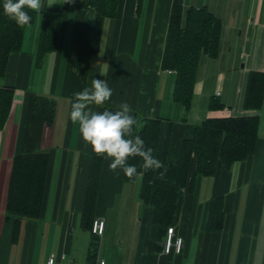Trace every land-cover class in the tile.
Wrapping results in <instances>:
<instances>
[{"label":"crops","instance_id":"1","mask_svg":"<svg viewBox=\"0 0 264 264\" xmlns=\"http://www.w3.org/2000/svg\"><path fill=\"white\" fill-rule=\"evenodd\" d=\"M42 2L44 8L67 6L57 47L37 59L42 20L37 12L32 27H25L20 50L10 55L1 83L15 92L0 129V264H46L52 252L65 254L72 264H88L93 232L82 227L81 216L92 149L70 111L73 94L91 87L92 79L107 81L113 95L105 104L112 111L127 102L137 122L160 119L156 158L162 164L177 162L182 141L207 118L259 117L249 157L230 165L219 161L213 175H197L192 188L182 192L173 223L184 240L180 253L158 248L163 239L154 207L140 197L141 177L126 181L123 169L111 171L104 158L95 217H102L105 227L94 264H264V100L259 109L245 106L250 72H264V0H183L185 9L205 7L222 23L216 54L200 57L187 109L173 97L176 72L162 67L174 0H120L116 16L103 21L96 52L88 46L98 21L92 7H77L76 0ZM29 92L54 97L57 108L41 142L50 153L42 213L39 219L23 220L14 239L5 209L13 158L22 151ZM100 106L91 107L98 112ZM219 199L224 224L215 230Z\"/></svg>","mask_w":264,"mask_h":264},{"label":"trees","instance_id":"2","mask_svg":"<svg viewBox=\"0 0 264 264\" xmlns=\"http://www.w3.org/2000/svg\"><path fill=\"white\" fill-rule=\"evenodd\" d=\"M120 0H76L77 7H92L98 14L97 24L88 36V46L96 52L100 43L104 19L115 17ZM0 0V78L5 77L10 55L21 48L25 27L18 26L3 11ZM67 6L53 4L42 11L37 59L54 50L60 39L64 12ZM37 12L29 11L32 23ZM222 23L205 7L185 9L183 0H174L165 42L162 67L176 72L173 91L174 100L190 106L197 68L203 53L215 55L218 50ZM15 87L0 83V129L4 127L13 105ZM264 100V72L252 71L248 77L245 95L246 108L259 109ZM219 105H212L218 107ZM57 102L54 97L29 92L26 102V121L22 151L13 158L5 209L6 218L13 221L14 239L20 232L23 220L39 219L42 213L50 166V153L41 147L45 126L53 125ZM112 110L104 104L98 112ZM259 117L256 115H227L207 118L195 126L194 134L182 141L176 163H163L157 170L144 171L140 157H130L129 165H135L137 175L125 180L134 182L141 177L140 197L154 207V223L158 226L159 239H165L172 226L182 192L192 188L197 175H213L219 161L230 165L249 157L255 150L258 137ZM145 148L156 150L160 135L159 118H142L133 129ZM104 158L91 153L81 225L92 231L95 207L100 185ZM164 172L162 178H157ZM224 209L221 199L216 203L213 228L219 230L224 224ZM100 236L93 233L88 255V264H94ZM158 248L163 246L159 243Z\"/></svg>","mask_w":264,"mask_h":264},{"label":"clouds","instance_id":"3","mask_svg":"<svg viewBox=\"0 0 264 264\" xmlns=\"http://www.w3.org/2000/svg\"><path fill=\"white\" fill-rule=\"evenodd\" d=\"M43 8L42 0H4L3 4L4 14L20 27L30 24L32 17L29 11L41 12ZM73 95L75 99L71 104L70 119L78 125L80 136L91 146L93 153L110 161L111 171L120 168L128 177L137 175L136 166L127 163L130 157H140L145 172L163 167L162 162L153 156L152 148H145L143 139L133 134L137 120L127 102H121L115 111L92 110L91 106L104 105L113 95L106 80L92 79L91 87ZM163 176L164 172H160L157 178Z\"/></svg>","mask_w":264,"mask_h":264},{"label":"built area","instance_id":"4","mask_svg":"<svg viewBox=\"0 0 264 264\" xmlns=\"http://www.w3.org/2000/svg\"><path fill=\"white\" fill-rule=\"evenodd\" d=\"M217 95H220V90H218ZM105 222L102 217H95L92 223V232L98 236H102L104 233ZM184 246L183 237L177 235L175 232L174 225L169 226L167 229L166 237L163 241L162 251L165 253L175 252L180 253ZM72 264L65 254L58 255L55 252H52L46 264ZM99 264H105V261L101 260Z\"/></svg>","mask_w":264,"mask_h":264},{"label":"rangeland","instance_id":"5","mask_svg":"<svg viewBox=\"0 0 264 264\" xmlns=\"http://www.w3.org/2000/svg\"><path fill=\"white\" fill-rule=\"evenodd\" d=\"M41 21H42V20H41ZM31 25H32V24H29L28 27H32ZM28 30H29V28H28ZM3 81H4V77H3V78H0V83H2ZM100 237H101V236H100Z\"/></svg>","mask_w":264,"mask_h":264}]
</instances>
